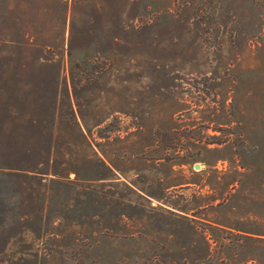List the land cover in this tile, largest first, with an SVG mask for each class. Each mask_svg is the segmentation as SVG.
<instances>
[{
  "label": "rangeland",
  "instance_id": "obj_1",
  "mask_svg": "<svg viewBox=\"0 0 264 264\" xmlns=\"http://www.w3.org/2000/svg\"><path fill=\"white\" fill-rule=\"evenodd\" d=\"M0 264H264V0H0Z\"/></svg>",
  "mask_w": 264,
  "mask_h": 264
}]
</instances>
